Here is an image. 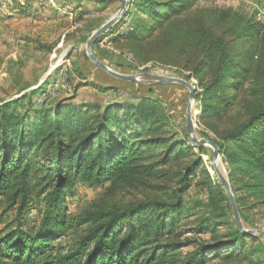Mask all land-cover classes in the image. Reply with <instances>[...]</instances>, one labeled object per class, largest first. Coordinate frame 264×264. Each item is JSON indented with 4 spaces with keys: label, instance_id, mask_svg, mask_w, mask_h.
I'll return each mask as SVG.
<instances>
[{
    "label": "trees",
    "instance_id": "obj_1",
    "mask_svg": "<svg viewBox=\"0 0 264 264\" xmlns=\"http://www.w3.org/2000/svg\"><path fill=\"white\" fill-rule=\"evenodd\" d=\"M90 1L103 6L111 0ZM195 2L130 0L131 8L144 17H136L126 28L114 25L107 33L114 35L115 41L129 40L142 59L150 57L137 48L152 36L164 48L186 52L185 57L193 62L183 70H189L202 89L195 96L200 100L198 117L204 120L233 106L234 92L248 72L240 57L246 53H240L231 43L251 39L260 42L264 54V31L259 21H244L227 13L206 25L190 14ZM227 21L231 26L224 29ZM213 27L220 30L216 32ZM158 29L160 33L152 35ZM101 38L93 52L102 60L95 48ZM130 66L120 71L136 72L141 65ZM107 76L113 81L111 89L133 84ZM246 90L254 91L250 86ZM259 90L262 96L246 106L242 121L217 133V140L209 139L218 146L230 170V188L240 217V203L246 193L264 204L263 84ZM38 92L31 90L18 100L0 105V197L6 204L4 212L16 207L21 213L33 198L43 203L37 226L18 223L0 229V264H202L205 254L223 251L222 259L237 258L249 239H264L263 235H249L238 228L221 183L213 181L194 145L167 131L168 115L158 99L144 96L135 104L110 102L102 107L65 101L53 107H35L31 102L22 113L9 109L28 94ZM196 148L203 150V146ZM195 172L201 174L197 182L207 189L208 199L203 212L190 213L183 195ZM151 177L174 182L177 189L173 199H148L122 208L97 206L75 212L66 208V199L74 194L78 182L89 187L108 183L107 189H116ZM188 216H195L189 221L195 224L194 233L211 231L214 241H200L182 254L180 248L192 240L180 239L187 232L182 228V217ZM223 220L227 231L218 235V222ZM67 234L71 238L62 243Z\"/></svg>",
    "mask_w": 264,
    "mask_h": 264
},
{
    "label": "rangeland",
    "instance_id": "obj_2",
    "mask_svg": "<svg viewBox=\"0 0 264 264\" xmlns=\"http://www.w3.org/2000/svg\"><path fill=\"white\" fill-rule=\"evenodd\" d=\"M14 2L23 6L26 2L27 8L20 10L17 4L19 16L16 17L7 14L6 5H2L0 0V105L10 100H18L23 93L27 94L34 89L39 92L34 96L28 94L27 98L19 104H13L9 109L22 113L31 102H34L35 107L42 105L53 107L60 101L75 105L97 104L101 107L110 102L135 104L141 97L148 96L158 99L168 115L167 131L193 146L189 142L186 128L188 106L186 87L175 83L153 84L152 79L142 77L141 83L118 85L111 89L109 85H112L113 81L108 78V74L93 66L94 64L88 59L86 43L90 35L117 13L120 7L119 0H111L103 6L90 0H57L60 8L49 6L45 10L36 6L34 0H15ZM221 13H227L228 17L242 18L244 21L247 19L259 21L264 31V0H196L190 11L193 16L203 19L206 25L217 20ZM138 16L144 17L130 5L127 15L116 25L120 24L121 28H126ZM230 26L231 22L227 21L223 27L225 29ZM213 29L216 32L220 30L217 27ZM160 31L161 29H158L152 35ZM102 37L95 47L96 52L112 70L127 74L135 73L126 71L133 63L141 65L137 68L142 70L140 72L178 77L195 85L191 110L193 138L217 140V133L242 121L246 116V106L262 96L259 87L260 84L264 85V54L260 42L255 43L250 39L231 43L240 53H246L244 58L241 55L240 57L248 72L241 77L242 84L239 90L234 92L236 98L233 106L222 110L214 117L203 120L198 117L201 112L200 100L195 96L202 89L198 86L197 80L189 75V70H183L186 65L193 62L191 57H185L186 52L179 54L177 48H164V45H158L155 37L152 36L137 48L142 55L150 57L142 59L135 53L129 40L120 38L115 41L112 34ZM122 68L126 70L120 71ZM249 86L253 87L254 91L246 90ZM230 93L233 92L230 91ZM193 147L196 155L201 156L213 181H216L211 147L203 146L202 152ZM208 151L211 155L207 153ZM222 160V154L219 153L216 161L217 168L230 185V170ZM200 177L201 174L197 172L191 176V186L183 195L186 205L190 207V213L205 210L204 204L208 199V192L205 186L197 182L201 179ZM107 185L108 183L102 187H89L80 182L76 183L74 194L66 199L68 212L97 206L109 209L122 208L148 199L170 201L177 189L174 182L160 177H151L144 179L141 183L116 189H107ZM246 194L242 196L240 203L241 222L244 223L245 229L264 231V204L259 203L252 195ZM5 206L4 199L0 197V229L13 227L18 223L24 227H34L41 221L43 203L37 198H33L21 213L16 210V207L4 212ZM194 218L195 216L182 217L181 223H184L182 228L187 232L180 239L183 240L186 237L192 239L188 245L180 248L179 252L182 254L194 249L200 241H207V243L214 241L210 237L211 231L193 232L192 227L195 224L189 221ZM227 219L228 222L229 218ZM227 222L224 220L218 222V235L227 231V227L223 224ZM70 238L71 235L67 234L61 241L64 243ZM261 243L264 244V239L259 241L249 239L244 251L237 258L222 259L220 256L223 251L216 252L212 256L205 254L202 264H264V248L261 247ZM249 252L252 255L242 257Z\"/></svg>",
    "mask_w": 264,
    "mask_h": 264
},
{
    "label": "water",
    "instance_id": "obj_3",
    "mask_svg": "<svg viewBox=\"0 0 264 264\" xmlns=\"http://www.w3.org/2000/svg\"><path fill=\"white\" fill-rule=\"evenodd\" d=\"M96 1H104V0H96ZM120 7L116 14L110 17L106 22H104L101 26L95 29L90 35L87 43H86V55L90 62L94 64L97 68L101 69L108 75L117 78L122 81L131 82V83H141L140 78L148 77L153 80V84H167V83H175L182 85L188 89V106L186 110V128L187 133L189 135V142L192 143L195 147L198 146H208L212 149V160H213V170L217 176V179L221 183L226 195L228 196L231 206L232 213L235 219V222L238 228L249 235H263L264 231L260 229H245L243 226L239 212L237 209V204L234 198V195L231 191L230 185L226 177L221 173V171L217 168L216 161L219 158V148L218 146L209 139H197L193 138V117L191 114L192 110V101L194 98V93L196 90L195 85L191 82L173 76L159 75L150 72H135V73H121L112 70L109 66H107L94 52L93 46L96 41H98L108 30L111 29L114 25H116L120 20L124 19L127 15V11L130 6V0H119Z\"/></svg>",
    "mask_w": 264,
    "mask_h": 264
},
{
    "label": "crops",
    "instance_id": "obj_4",
    "mask_svg": "<svg viewBox=\"0 0 264 264\" xmlns=\"http://www.w3.org/2000/svg\"><path fill=\"white\" fill-rule=\"evenodd\" d=\"M15 0H2V5H6V8H7V10H8V15L9 16H12V17H16V16H19L17 13L19 12V8H21L20 10H23L24 8L25 9H27L26 8V2H25V4H24V6L21 4V5H19L18 3H15L14 2ZM19 1V0H18ZM34 3H36L35 5L36 6H39V8L40 9H42V10H45L46 9V7H51V6H55V7H57V8H60V7H58V4H57V0H41V1H39V0H34ZM19 5V8L16 6V5ZM66 5V4H65ZM1 8V7H0ZM3 10V9H2Z\"/></svg>",
    "mask_w": 264,
    "mask_h": 264
},
{
    "label": "built area",
    "instance_id": "obj_5",
    "mask_svg": "<svg viewBox=\"0 0 264 264\" xmlns=\"http://www.w3.org/2000/svg\"><path fill=\"white\" fill-rule=\"evenodd\" d=\"M140 71H142V70H137L136 72H140Z\"/></svg>",
    "mask_w": 264,
    "mask_h": 264
}]
</instances>
